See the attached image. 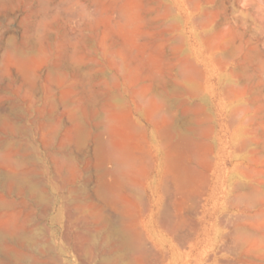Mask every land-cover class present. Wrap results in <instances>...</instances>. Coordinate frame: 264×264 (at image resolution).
Listing matches in <instances>:
<instances>
[{
    "label": "rangeland",
    "instance_id": "rangeland-1",
    "mask_svg": "<svg viewBox=\"0 0 264 264\" xmlns=\"http://www.w3.org/2000/svg\"><path fill=\"white\" fill-rule=\"evenodd\" d=\"M151 96L154 104L149 102ZM127 128H134L130 140ZM99 138L107 140L105 145ZM180 138H186L181 141L184 144ZM119 139L138 144L134 147L150 151V156L138 150L139 155L132 145L123 143L141 159L131 152L137 157L135 163L140 161L132 166L130 152L125 153L121 170L126 174L120 171L122 177L117 180L113 174L118 170L112 169L117 159L109 153L113 148L119 154L124 151ZM175 143L186 148L178 150ZM104 148L108 154L101 152ZM155 148L170 173L157 183L152 172ZM183 149L188 158L179 154ZM98 150L110 162L99 152L98 156ZM167 152L172 155L166 159ZM174 156L185 161L176 157L180 163ZM166 163L176 167L173 174ZM126 164L138 170L127 168L132 171L128 174ZM107 168L114 172H106L105 182H118L109 183L118 186L114 195L106 193L111 185L104 191L106 184H102L101 172ZM179 169L188 171L189 177ZM13 170L24 174L25 180L16 185L6 180ZM174 174L186 179L183 182ZM164 182L169 183L166 189ZM154 198L159 201L156 207ZM93 211L90 220L88 214ZM97 213H104L103 218ZM1 226L9 229V235L0 237V251L5 249L2 252L12 258V264H31L38 258L37 264H86L88 260L87 264H106L114 256L117 260L109 264L126 260H133L130 264H264V0H0ZM119 229H130L135 235L130 237H143L140 246L132 238L137 245H132L134 252L131 247L110 252L109 248L119 247ZM3 244L7 247L1 249ZM86 245L95 247L94 251ZM2 252L0 257L5 258Z\"/></svg>",
    "mask_w": 264,
    "mask_h": 264
},
{
    "label": "bare ground",
    "instance_id": "bare-ground-1",
    "mask_svg": "<svg viewBox=\"0 0 264 264\" xmlns=\"http://www.w3.org/2000/svg\"><path fill=\"white\" fill-rule=\"evenodd\" d=\"M203 24H205V23H203ZM255 27H258L257 24H256ZM260 27H261V25H260ZM260 27H259V28H260ZM262 27H263V26H262ZM257 32H258V31H257ZM260 32L262 33L263 31L260 30L259 33H260ZM261 33H260V34H261ZM207 34H208V33H207ZM232 53H234V52L232 51ZM230 54H231V52H230ZM231 56H232V54H231ZM191 64H193V63H191ZM194 65H195V63H194ZM191 67H193V66H191ZM196 68H197V67H196ZM185 69H186V67H185ZM191 70H192V69H191ZM194 70H195V69H194ZM197 70H199V69H197ZM180 71H182V69H181ZM188 71H189V70H188ZM182 72H183V71H182ZM185 74H186V73H185ZM189 74H190V73H189ZM191 74H192V73H191ZM194 75H196V74L194 73ZM189 79H190V78H189ZM193 79H194V78H193ZM176 80H177V79H176ZM178 80H179V79H178ZM193 81H194V80H193ZM177 82H179V81H177ZM180 82H182V81H180ZM191 82H192V81H191ZM177 84H178V83H177ZM179 84H180V83H179ZM181 84H182V83H181ZM115 85H116V84H115ZM158 85L160 86V84H158ZM181 86H182V85H181ZM187 86H188V85H187ZM187 86H186V87H187ZM190 86H191V85H190ZM117 87H118V86H117ZM198 87H199V86H198ZM198 87H197V88H198ZM110 88H111V87H109V89H110ZM189 89H190V88H189ZM195 89H196V88H195ZM124 90H125V89H124ZM157 90H158V89H157ZM175 90H176V89H175ZM125 91H126V90H125ZM178 91H179V90H178ZM228 91H230V90H228ZM181 92H182V91H181ZM183 92H184V91H183ZM189 92H190V91H189ZM178 93H179V92H178ZM180 94H181V93H180ZM133 95H134V94H133ZM135 95H136V94H135ZM164 95H166V94H164ZM177 95H178V94H177ZM110 96H111V95H110ZM137 96H138V95H137ZM144 96L146 97V95H144ZM152 96H153V95H152ZM152 96H151L149 102L151 101ZM154 96H155V94H154ZM154 96H153V97H154ZM108 97H109V96H108ZM112 97H113V96H112ZM114 97H115V96H114ZM145 97H144V98H145ZM156 97H157V95H156ZM138 98H139V96H138ZM141 98H142V97H140V99H141ZM160 98H161V97H159V99H160ZM108 100H109V99H108ZM161 100H163V99H161ZM161 100H160L159 102H161ZM177 101H178V100H177ZM151 102H152V101H151ZM154 102H156V101H154ZM165 102H166V101H165ZM124 103H125V101H124ZM152 103H153V102H152ZM157 103H158V101H157ZM189 103H190V102H189ZM115 104H116V103H115ZM121 104H122V103H121ZM153 104H154V103H153ZM168 104H169V103H168ZM138 105H139V104H138ZM159 105H160V104H159ZM162 105H165L164 102H163ZM166 105H167V104H166ZM155 106H156V105H155ZM180 106H181V105H180ZM145 107H148V106H145ZM120 108H121V107H120ZM136 108H138V106H137ZM154 108H155V107H154ZM156 108H157V107H156ZM163 108H164V107H163ZM167 108H169V107H167ZM128 109H130V107H127V111H128ZM138 109H139V108H138ZM157 109H158V108H157ZM157 109H155V110H157ZM164 109H165V108H164ZM192 109H193V108H192ZM105 110H106V109H105ZM113 110H115V109H113ZM113 110H112V111H113ZM118 110H119V109H118ZM120 110H121V109H120ZM120 110H119V111H120ZM153 110H154V109H153ZM166 110H167V109H166ZM109 111H110V110H109ZM127 111H126V112H127ZM170 111H171V110H170ZM170 111H169V112H170ZM165 112H166V111H165ZM167 112H168V111H167ZM176 112H177V111H176ZM160 113H161V112H160ZM170 113H171V112H170ZM170 113H168V114H170ZM173 113H174V112H173ZM105 114H106V111H105ZM158 114H159V113H158ZM165 114H167V113H165ZM234 114H235V113H234ZM176 115H177V114H176ZM176 115H175V117H176ZM159 116H162V114L159 115ZM163 116H164V115H163ZM167 116L170 117L171 115H167ZM167 116H166L165 118H167ZM172 116H174V114H173ZM233 116H234V115H233ZM86 117H87V116H86ZM103 117H104V115H103ZM111 117H112V116H111ZM234 117H235V116H234ZM104 118H105V117H104ZM106 118H107V117H106ZM157 118H158V116H157ZM170 118H171V117H170ZM109 119H110V118H109ZM171 119H172V118H171ZM173 119H174V118H173ZM178 119H179V118H178ZM102 120H106V119H102ZM158 120L160 121L161 119L158 118ZM234 120H235V119H234ZM80 121H81V120H80ZM80 121H79V119H78V122H77V123H79ZM109 121H110V120H109ZM129 121H130V120H129ZM154 121H155V120H154ZM245 121H246V120H245ZM96 122H97V121H96ZM96 122H95V123H96ZM118 122H119V121H118ZM131 122H132V119H131ZM131 122H130V123H131ZM172 122L174 123L173 120H172ZM184 122H185V121H184ZM206 122H207V121H206ZM81 123H82V122H81ZM127 123H128V122H127ZM133 123H134V125L136 126V123H135L134 121H133ZM157 123H159V122H157ZM157 123H155V125H156ZM196 123H197V122H196ZM96 124H97V123H96ZM107 124H109V123H107ZM111 124H112V121H111ZM113 124H115V123H113ZM131 124H132V123H131ZM200 124H201V123H200ZM77 125H78V124H77ZM109 125H110V124H109ZM128 125L131 126V127L134 126L133 124H132V125L128 124ZM128 125H127V126H128ZM157 125H158V124H157ZM123 126H124V125H123ZM127 126H125V127H127ZM135 126H134V127H135ZM171 126H172V125H171ZM86 127H87V126H86ZM108 127H109V126H108ZM112 127H113V126H112ZM169 127H170V126H169ZM169 127H168V128H169ZM113 128H114V127H113ZM115 128H116V127H115ZM168 128H167V129H168ZM172 128H173V127H172ZM202 128H203V127H202ZM104 129L106 130L105 126H104ZM110 129L113 130L112 128H110ZM117 129H118V128H117ZM132 129H133L132 131H134V128H132ZM137 129H139V128H137ZM179 129H180V128H179ZM84 130H85V129H84ZM105 130H103V131H105ZM169 130L172 131L173 129H171V127H170ZM169 130H166V129H165L164 132L167 131L166 133L169 134V132H170ZM79 131H81V130H79ZM85 131H86V130H85ZM127 131H130L129 135H127V136L129 137V140H130V139H131V138H130V135L133 136V135H132V131H131L130 129H128V128H127ZM77 132H78V131H77ZM110 132H111V131H110ZM110 132H108V134H109ZM112 132H113V131H112ZM125 132H126V131H125ZM160 132H161V131H160ZM164 132L162 131V133H164ZM81 133H82V132H81ZM103 133H105V132H103ZM103 133H101V135H100L101 137H102V134H103ZM172 133H173L174 136H176L175 133H174V130L172 131ZM172 133H170V135H171ZM182 133H183V132H182ZM182 133H181V136L183 135L182 137L184 138V134H182ZM77 134H78V133H77ZM110 134H111V133H110ZM135 134H136V133H135ZM135 134H134V135H135ZM188 134H189V133H188ZM112 135H114V134H112ZM112 135H110V136H112ZM163 135H167V134L164 133ZM75 136H76V135H75ZM80 136H81V135H80ZM80 136L78 135V137H80ZM98 136H99V135H98ZM108 136H109V135H108ZM119 136H121V135H119ZM119 136H118V137H119ZM174 136H172V137H174ZM181 136H180V137H181ZM201 136H202V134H201ZM78 137H77V138H78ZM82 137H84V136H82ZM82 137H80V139H82ZM114 137H115V136H114ZM122 137H123V136H121V138H122ZM124 137H125V140L127 139L126 141L131 142V141L128 140V138L126 137V135H124ZM124 137H123V138H124ZM169 137H170V136H167V138H169ZM172 137H171V138H172ZM185 137H186V136H185ZM88 138H89V137H88ZM88 138H87V139H88ZM104 138H105V137L103 136L102 139H104ZM183 138H180V139H181V140H180V143L184 142L185 139H186L187 137H186L184 140H183ZM83 139H85V138H83ZM83 139H82V141H83ZM99 139L101 140V138H99ZM99 139H98V140H99ZM109 139H112V138H109ZM132 139H134V137H132ZM250 139H251V138H250ZM253 139H254V138H253ZM70 140H71V139H70ZM121 140H122V139H119L118 141H121ZM167 140H168V139H167ZM195 140H196V139H195ZM82 141H81V142H82ZM101 141H102V140H101ZM101 141H99V142H101ZM109 141H110L111 143H114V142H112V141H114V140H109ZM109 141H108V143H110ZM123 141H124V140H122L120 143L123 144V143H124ZM132 141H133V140H132ZM171 141H172V140H171ZM181 141H182V142H181ZM245 141H247V140H245ZM76 142H77V141H76ZM106 142H107V140H106ZM106 142H105V143H106ZM116 142H117V141H116ZM128 142H126V144H128V145H132V144H131L132 142H131L130 144H129ZM178 142H179V141H178V139H177V142H176V143H178ZM200 142H201V141H200ZM102 143H104V142L102 141ZM105 143H104V145H105ZM117 143H118V142H117ZM134 143H135V142H134ZM164 143H165V142H164ZM164 143H163V144H164ZM176 143L174 144L175 146H176ZM99 144H100V143H99ZM124 144H125V143H124ZM124 144H123V145H124ZM126 144H125V145H126ZM135 144H136V143H135ZM135 144H133L132 146L134 147ZM167 144H168V143H167ZM178 144H179V143H178ZM182 144H184V143H182ZM182 144H181V145H182ZM81 145H82V144H81ZM118 145H120V144L118 143L117 146H118ZM125 145H124V147H125ZM136 145H138V144H136ZM165 145H166V144H165ZM186 145H189V144H186ZM202 145H203V144H202ZM202 145H201V146H202ZM241 145H242V144H241ZM246 145H248V144H246ZM96 146H97V145H96ZM96 146H95V147H96ZM98 146H99V147H102L101 144L98 145ZM98 146H97V147H98ZM112 146H113V145H112ZM115 146H116V143H115ZM120 146H121V145H120ZM126 146H127V145H126ZM132 146H131V147H132ZM145 146H146V145H145ZM175 146H173V147L175 148ZM190 146H193V145H190ZM207 146H208V145H207ZM242 146H243V145H242ZM97 147H96V148H97ZM124 147H122V149H123ZM128 147H129V146H128ZM133 147L130 149V151L127 150L128 148L125 147V149H126L128 152H127L125 149H123L125 152L123 151L121 154H119L118 150L116 151L113 147H112V148H113V151H114V152L111 150V149H112L111 147H108V150H111V153H109L110 156L114 155V158L117 159V161L114 162V164L117 163L116 166H115L116 169L113 168V167H112V169H114V171L118 170L119 172L117 171V173L120 174V175L117 176V173L115 174V172L112 170V171L114 172V174H113V178L115 177V179L118 180V177H119V176L122 177V174L120 173V171H122L123 174H126V173H124V171H123V170H124L123 167L125 166V165H123V164L126 162V158H127V156L125 155V153L128 154V153L130 152V156H131V152H133V153H132L133 155H134V153H135V155H136V152L133 151L134 149L137 150V153H139L138 150L140 151V147H138L139 149L136 148V147H134V149H133ZM176 147H177V146H176ZM64 148H65V147H64ZM110 148H111V149H110ZM119 148H120V147H119ZM174 148H173V149H174ZM177 148H178V150H179V149L186 148V147H184V145H183L181 148H179V147H177ZM195 148H196V146H195ZM195 148H194V150H195ZM163 149H164V148H163ZM171 149H172V146H171ZM190 149H191V147H190ZM190 149H189V151L191 152ZM192 149H193V148H192ZM245 149H246V148H245ZM245 149H244V150H245ZM101 150H102L101 152L104 153V152L106 151V148L101 149ZM103 150H104V151H103ZM120 150H121V149H120ZM131 150H132V151H131ZM242 150H243V149H242ZM253 150H254V149H253ZM115 151L118 152V155H116V156H115V154H114V153H116ZM184 151H185V149H183V151L180 150V153H179V154L183 153V154L185 155V157H187V155L185 154L186 151H185V152H184ZM197 151H198V150H197ZM197 151H196V152H197ZM255 151H258V149H256ZM68 152H69V151H68ZM96 152H97V155H98L99 153H100L99 155L102 154L101 157H103L105 154H108V151H106L105 154L101 153L99 150L96 151ZM98 152H99V153H98ZM140 152H141V153H142V152H143V153H144V152L147 153V151H146L145 149L142 150V151H140ZM159 152H160V151H159L157 148H155V150L152 152V172H155V182H156V183L159 182V181H162V180H164V179H168V177H169L168 175L170 174V173L167 174V170H165L166 168H164V166H163L162 158H161V155H160ZM169 152H170V151H169ZM175 152H176V149H175ZM175 152H173V153H175ZM177 152H178V151H177ZM190 152H189V153H190ZM145 153H144L143 155H145V157H147ZM148 153H149L148 156H150V151H149ZM148 153H147V154H148ZM191 153H193V151H192ZM202 153H204V152H202ZM165 154L168 155V156L166 155V157H165L166 159H167V157H169L170 155H172L171 153L168 154V152L165 153ZM196 154H197V153H195V156H196ZM198 154H200V153H198ZM77 155H78V154H77ZM94 155L96 156V154H94ZM99 155H98V156H99ZM139 155H140V153H139ZM139 155H138V154L136 155V156L139 157L138 160L141 159V158H140L141 156H139ZM200 155H201V154H200ZM203 155H206V156H207V153H206V154L204 153ZM203 155H202V156H203ZM50 156H51V155H50ZM95 156H94V157H95ZM106 156H107V155H105L103 158H106V160H108L109 158L106 157ZM130 156H129V158H130ZM181 156H183V155L181 154ZM193 156H194V154H193ZM197 156H199V155H197ZM197 156H196V157H197ZM56 157H57V156H56ZM60 157H61V155L59 156L58 160H60ZM131 157H132V158H131L132 161H131V160H130V161H131L132 163H131V162H127V163H129V164L131 163V164H133L132 166L136 165V167H137V166L139 165L138 162H140V161H138V160L136 161V163L138 164V165H137V164L135 163V161H134L135 159H137V157H135V158H133V156H131ZM143 157H144V156H143ZM176 157H178V158L180 159L179 156H176ZM176 157L174 156L173 158H176ZM203 157H204V156H203ZM53 158H54V157H53ZM61 158H62V157H61ZM66 158L68 159L69 156L67 155ZM70 158H71V157H70ZM70 158H69V159H70ZM107 158H108V159H107ZM114 158H113V159H114ZM147 158H148V157H147ZM178 158H176V159L178 160ZM187 158H188V157H187ZM200 158H201V157H200ZM205 158H206V157H205ZM63 159H64V158H63ZM133 159H134V160H133ZM149 159H150V157H149ZM183 159H185V158L182 157V159H180V160L185 161V160H183ZM56 160H57V159H56ZM56 160H55V161H56ZM61 160H62V159H61ZM61 160H60V161H61ZM99 160H100V159H99ZM110 160H111V159H110ZM110 160H108V161L110 162ZM168 160L170 161L169 158H168ZM173 160H174V159H172V162H173ZM197 160H198V158H197ZM205 160H206V159H205ZM205 160H204V161H205ZM10 161H11V160H10ZM74 161H75V160H74ZM74 161H73V162H74ZM108 161H106V162H108ZM133 161H134L135 164L133 163ZM150 161H151V160H150ZM178 161H179V160H178ZM182 161H179V162L181 163ZM202 161H203V160H202ZM12 162H14V161H11L10 163H12ZM109 162H108V163H109ZM111 162H112V161H111ZM167 162H168V161H167ZM186 162H187V161H186ZM208 162H209V160H208ZM62 163H63V161H62ZM101 163H102V162H101ZM103 163H104V161H103ZM175 163H177V161H176ZM183 163L185 164V162H183ZM187 163H189V162H187ZM8 164H9V163H8ZM112 164H113V163H112ZM114 164H113V166H114ZM166 164L169 165V167H168V170H169V168L172 167V165H170V163H166ZM204 164H206V163L204 162ZM204 164H203V165H204ZM209 164H210V163H209ZM9 165H11V164H9ZM12 165H13V164H12ZM55 165H56V164H55ZM69 165H70V163L68 164V166H69ZM102 165H105V164H102ZM122 165H123V166H122ZM126 165H127V167L125 168V170H127L128 174H129V172L131 173V172L136 168V167H135L134 169H132V168L130 169V168L128 167V164H126ZM168 165H167V166H168ZM191 165H192V164H191ZM200 165H201V164H200ZM203 165H202V166H203ZM72 166H74V165H72ZM105 166H106V165H105ZM105 166H104V167H105ZM120 166H122V167H121V168H118V167H120ZM129 166H130V165H129ZM132 166H131V167H132ZM167 166H166V167H167ZM173 166H174V165H173ZM12 167H13V166H12ZM56 167H57V165H56ZM56 167H55V168H56ZM77 167H78V166L76 165L75 168H77ZM99 167H101V165H100ZM102 167H103V166H102ZM143 167H144V166H143ZM179 167H180V166H179ZM181 167H182V165H181ZM181 167H180V168H181ZM206 167H207V166H206ZM206 167H205V168H206ZM109 168H110V167H109ZM127 168L130 169V170H132V171H129ZM174 168L176 169V167H172V170H171V168H170V170H171V174H173L172 171H174ZM182 168H184V167H182ZM194 168H195V167H192V169H194ZM196 168H197V167H196ZM196 168H195V169H196ZM15 169H16V167H15ZM18 169H19V168H18ZM30 169H31V168H30ZM71 169H72V168H71ZM119 169H120V170H119ZM121 169H123V170H121ZM136 169H137V168H136ZM136 169H135L134 171H136ZM185 169H186V167H185ZM206 169H207V168H206ZM8 170H9V169H8ZM75 170H76V169H75ZM78 170H80V169L77 168V172H78ZM110 170H111V169H110ZM110 170H108V168H107V170H106L105 172H104V171L101 172V174L104 173V174H103L104 177H102L101 179L107 178V177L105 176L106 172H107V174H110V173H111V175H112L113 172L110 171ZM137 170H138V169H137ZM170 170H169L168 172H170ZM179 170H180V169H179ZM187 170H188V169H187ZM197 170H199V169H197ZM28 171H29V170H28ZM73 171H74V170H73ZM108 171H109L110 173H108ZM191 171H192V170H191ZM199 171H200V170H199ZM199 171H198V172H199ZM8 172H9V171H7V173H8ZM179 172H183V171L180 170ZM193 172H194V171H193ZM198 172H197V173H194V174H198ZM203 172H204V171H203ZM74 173H76V172H74ZM78 173H79V172H78ZM174 173H176V171H175ZM199 173H200V172H199ZM201 173H202V171H201ZM206 173H207V172H206ZM76 174H77V173H76ZM107 174H106V175H107ZM131 174H132V173H131ZM131 174H130V176H132ZM137 174H138V173H137ZM183 174H185V177H186L187 174H189V173H188V171H187V174H186V172H183ZM203 174L205 175V173H203ZM59 175H60V174H59ZM74 175H75V174H74ZM139 175H140V174H139ZM178 175H179V174H178ZM178 175H177V177L175 176V174H174L173 176H172V175H171V176H172V177H176L177 179H178V177H182V178H183V182H184V180H185L186 178L189 177V176H187V177L184 179L183 176H181V175L178 176ZM200 175H201V174H200ZM257 175H258V174H257ZM27 176H28V175H27ZM65 176H66V175H65ZM107 176H108V175H107ZM116 176H117V177H116ZM128 176H129V175H128ZM196 176H197V175H196ZM202 176H203V175H202ZM207 176H208V175H207ZM5 177L7 178L6 180L10 181V183H13V184H15V185L18 184L19 182H21L22 180H23V181L25 180V176H24V174H23V176H22V173H19L18 171H15V170H13L12 172H9V173L7 174V176H5ZM121 177H120V179H121ZM123 177L125 178L126 176H123ZM197 177H200V176H197ZM193 178H194V177H193ZM26 179H27V178H26ZM120 179H119V180H120ZM129 179H130V178H129ZM190 179H191V178H190ZM195 179H197V178H195ZM202 179H203V178H202ZM206 179H208V178H206ZM27 180H28V179H27ZM113 180H114V179H113ZM121 180H122V179H121ZM124 180H125V183L127 184V182H126V178L123 179V182H124ZM130 180H132V178H131ZM171 180H172V179H171ZM179 180H180V179H179ZM192 180L194 181V179H192ZM23 181H22V182H23ZM98 181H99V180H98ZM106 181H107V179H106ZM114 181H115V180H114ZM166 181H167V180H166ZM168 181H170V180H168ZM187 181H188V179H187L185 182H187ZM195 181H197V180H195ZM199 181H201V180H199ZM205 181H206V180H205ZM27 182H28V181H27ZM64 182H65V181H64ZM103 182H105V179L102 181V184H103ZM175 182H176V181H175ZM181 182H182V181H181ZM107 183H108V184H107ZM109 183H112V184L115 183L114 185H116L118 182H116V181H115L114 183H113V182H105L104 184H106V186H105L106 189H105V187H104V191H106L107 188L110 187L111 184L109 185ZM125 183H123V186H124V187L126 186V188H127L129 185L127 186V185H125ZM130 183H133V182L130 181ZM164 183H165V182H164ZM171 183H172V182H171ZM171 183H170V184H171ZM202 183H203V181H202ZM13 184H12V185H13ZM21 184H22V183H21ZM21 184H20V185H21ZM27 184H28V183H27ZM64 184H65V186H66V183H64ZM104 184H103V185H104ZM119 184H120V186L122 187V184H121V183H119ZM165 184H166V185H165ZM165 184H164V185H165L166 187H165V186H164V187H165V189H166V188H167V185H169V183L166 182ZM114 185H113V186H114ZM137 185H138V184H137ZM180 185L183 186L182 183H181ZM184 185H185V184H184ZM188 185H189V184H188ZM251 185H253V184H251ZM10 186H11V185H10ZM18 186H19V185H18ZM18 186H17V187H18ZM24 186H25V185H24ZM36 186H37V185H36ZM111 186H112V185H111ZM113 186L111 187L112 190L109 188V190L106 191V193L108 192V194H109V193H111L114 189L117 191V187H118V186H117V187L114 186V188H113ZM120 186H119V188H120ZM138 186H139V185H138ZM244 186H245V185H244ZM255 186H256V184H255ZM2 187H3V186H2ZM124 187H123V188H124ZM168 187H169V186H168ZM171 187H172V186H170V188H171ZM187 187H188V186H187ZM198 187H199V186H198ZM256 187H257V186H256ZM21 188H22V187H21ZM36 188H37V187H36ZM76 188H78V187H76ZM84 188H85V187H84ZM86 188H87V187H86ZM95 188H97V186H96ZM102 188H103V186H102ZM102 188H101V189H102ZM119 188H118V189H119ZM128 188H129V187H128ZM130 188H131V187H130ZM170 188H169V189H170ZM183 188H184V186H183ZM188 188H189V187H188ZM7 189H8V188H7ZM7 189H6V190H7ZM19 189H20V188H19ZM34 189H35V188H34ZM82 189H83V188H82ZM98 189H99V191H101L100 188H98ZM120 189H121V188H120ZM124 189H125V188H124ZM179 189H180V188H179ZM189 189H190V188H189ZM202 189H203V188H202ZM236 189H237V188H236ZM253 189H254V188H253ZM255 189H256V192H258V189H257V188H255ZM259 189H260V188H259ZM22 190H23V189H22ZM22 190H20V192H21ZM35 190H36V189H35ZM45 190H46V189H45ZM78 190H79V189H78ZM83 190H84V189H83ZM86 190H87V189H86ZM127 190H128V189H127ZM134 190H135V188H134ZM136 190H137V189H136ZM181 190H182V189H181ZM195 190H196V189H195ZM28 191H29V190H28ZM40 191H41V190H40ZM72 191H73V189H72ZM72 191L70 190V192H72ZM97 191H98V190H97ZM97 191H96V192H97ZM110 191H111V192H110ZM142 191H143V190H142ZM167 191H168V189H167ZM171 191H173V190H171ZM33 192H34V191H33ZM101 192H103V189H102ZM101 192H100V193H101ZM114 192H115V191H113L112 194H113ZM135 192H136V191H135ZM169 192H170V191H169ZM181 192H182V191H181ZM249 192H251V191H249ZM129 193H130V192H129ZM136 193H137V192H136ZM187 193H188V192H187ZM187 193H186V195H187ZM253 193H254V192H253ZM42 194H43V193H42ZM102 194H103V193H102ZM112 194H111V195H112ZM116 194H117V192H116ZM119 194L121 195L120 192H119ZM130 194H132V193H130ZM169 194H170V195H171V194L173 195V193H169ZM169 194H168V195H169ZM183 194H184V193H183ZM189 194H190V193H189ZM192 194H193V193H192ZM238 194H240V192H239ZM258 194H259V193H258ZM77 195H78V194H77ZM103 195L106 196V197H109V196H110V195L108 196L107 194H103ZM103 195H102V196H103ZM113 195H114V194H113ZM117 195H118V194H117ZM132 195H134V194H132ZM190 195H191V194H190ZM190 195H189V196H190ZM196 195H197V194H196ZM31 196H32V195H31ZM86 196H87V195H86ZM98 196H99V195H98ZM134 196H135V195H134ZM134 196H133V197H134ZM144 196H146V195H144ZM173 196H174V195H173ZM177 196H178V195H177ZM192 196H193V195H192ZM197 196H198V195H197ZM248 196H249V195H248ZM82 197H83V196H82ZM112 197H113V196H112ZM154 197H155V196H154ZM185 197H186V196H185ZM198 197H199V196H198ZM250 197L252 198L251 195H250ZM250 197H249V198H250ZM43 198H44V197H43ZM117 198H118V197H117ZM141 198H142V196H141ZM141 198H140V200H142ZM144 198H145V197H144ZM144 198H143V199H144ZM168 198H169V196H168ZM173 198H174V197H173ZM173 198H172V200H173ZM176 198H177V197H176ZM179 198H180V196H179ZM249 198H248V199H249ZM111 199H112V198H111ZM115 199H116V198H115ZM119 199L122 200L121 198H119ZM2 200H3V199H2ZM4 200H5V199H4ZM108 200H109V199H108ZM254 200H255V199H254ZM41 201H42V200H41ZM86 201H87V200H86ZM92 201H93V199H92L91 201H90V199H89L88 202H90V203L92 204ZM104 201H105V200H104ZM109 201H110V200H109ZM111 201L113 202V200H111ZM142 201H143V200H142ZM167 201H168V199H167ZM192 201H193V200H192ZM196 201H197V200H196ZM242 201H243V200H242ZM75 202H76V201L74 200L72 204H75ZM78 202H79V201H78ZM146 202H147V201H144V203H146ZM152 202H153V206H154V207H156V206L159 205V201H158V199H155V198H154V199L152 200ZM188 202H190V201H188ZM253 202H254V201H253ZM13 203H14V202L12 201V204H13ZM41 203H43V202H41ZM79 203H80V202H79ZM79 203H78V204H79ZM81 203H82V202H81ZM114 203H116V201H115ZM185 203H187V202H185ZM20 204H21V203H20ZM66 204H67V203H66ZM66 204H64V205H66ZM70 204H71V202H70ZM70 204H69V205H70ZM93 204H94V201H93ZM142 204H143V202H142ZM183 204H184V203H183ZM247 204H248V203H247ZM254 204H255V203H254ZM37 205H38V204H37ZM62 205H63V204H62ZM75 205L77 206V202H76ZM75 205H73V206L76 207ZM81 205H83V203H82ZM95 205H96V203H95ZM99 205H100V204H99ZM107 205H108V202H107ZM111 205H112V204H111ZM166 205H167V204H166ZM186 205H187V204H185V207H186ZM45 206H46V205H45ZM71 206H72V205H71ZM78 206H79L80 210H81V209H82V210H85V209H84V206H80V205H78ZM124 206H127V205H124ZM145 206H146V205H145ZM168 206H169V205H168ZM1 207H3L2 204H1ZM109 207H110V206H109ZM143 207H144V205H143ZM147 207H148V206H147ZM244 207H245V206H244ZM250 207H251V206H250ZM44 208H45V207H44ZM62 208H63V207H62ZM115 208H116V207H115ZM117 208H118V207H117ZM117 208H116V210H117ZM131 208H133V207H131ZM166 208H169V207H166ZM178 208H179V207H178ZM193 208H194V207H193ZM67 209H68V208H67ZM75 209H76V208H75ZM75 209H74V210H75ZM109 209H110V208H109ZM111 209H112V208H111ZM111 209H110V210H111ZM113 209H114V208H113ZM118 209H119V208H118ZM123 209H125V207H124ZM145 209L147 210L146 207H145ZM169 209H171V208H169ZM194 209H195V208H194ZM61 210H62V209H61ZM68 210H69V209H68ZM72 210H73V209H72ZM78 210H79V209H78ZM130 210H131V209H130ZM176 210H177V209H176ZM176 210H175V211H176ZM179 210H180V209H179ZM192 210H193V209H192ZM114 211H115V210H114ZM132 211H133V210H132ZM69 212H72V211H69ZM73 212H74V211H73ZM76 212H77V210L74 212V216H75V213H76ZM80 212H81V211H80ZM96 212H97V211H95V213H96ZM108 212H109V211H108ZM145 212H146V211H145ZM162 212H164V211H162ZM170 212H171V211H170ZM178 212H179V211H178ZM92 213H94V211L91 212L90 214H88V215H89L88 219L90 218V220H91V216H90V215H92ZM109 213H110V212H109ZM114 213H115V212H114ZM167 213H168V211H167ZM167 213H166V214H167ZM181 213H182V212H181ZM181 213L179 212V214H181ZM191 213H192V211H191ZM76 214H77V213H76ZM97 214H100V215H98V216H101L102 213H97ZM97 214H95V215H97ZM112 214H113V212H112ZM121 214H122V213H121ZM121 214H120V215H121ZM164 214H165V213H164ZM168 214H169V213H168ZM168 214H167V215H168ZM179 214H178V215H179ZM88 215H87V216H88ZM70 216H73V213H72V215H70ZM70 216H69V217H70ZM74 216H73V217H74ZM103 216H104V213H103ZM103 216H101V217L103 218ZM116 216H117V215H116ZM163 216H164V215H163ZM165 216H166V215H165ZM165 216H164V217H165ZM181 216H182V214H181ZM57 217H59V216H57ZM114 217H115V216H114ZM169 217H171V216H169ZM178 217H179V216H178ZM245 217H246V216H245ZM15 218H17V217H15ZM74 218H75V217H74ZM93 218H94V217H93ZM93 218H92V219H93ZM175 218H176V216H175ZM175 218H174V220H175ZM180 218H183V216L180 217ZM180 218H179V221H178V222L181 223L182 221H180ZM188 218H189V217H188ZM249 218L251 219V217H249ZM249 218H248V219H249ZM58 219H60V217H59ZM94 220L96 221V218H95ZM94 220H93V221H94ZM100 220H101V218H100ZM100 220H97V222L100 221ZM119 220H120V219H119ZM124 220H125V219H124ZM162 220H163V219H162ZM170 220H171V219H170ZM181 220H182V219H181ZM9 221H10V220H9ZM9 221H8V222H9ZM15 221H18V220H15ZM82 221H83V220H82ZM167 221H168V220H167ZM191 221H192V220H191ZM114 222H115V221H114ZM117 222H118V221H117ZM138 222H139V221H138ZM138 222H137V223H138ZM168 222H169V221H168ZM193 222H194V221H193ZM195 222H196V221H195ZM195 222H194V223H195ZM9 223H11V222H9ZM14 223H15V222H14ZM17 223H18V222H16V224H17ZM81 223H82V222H81ZM125 223H126V222H125ZM127 223H128V221H127ZM165 223H166V222H165ZM165 223H164V225H165ZM184 223H185V222H184ZM184 223H183V224H184ZM67 224H68V223H67ZM67 224H66V226H67ZM86 224H87V223H86ZM106 224H107V223L105 222V225H106ZM181 224H182V223H181ZM184 225H185V224H184ZM184 225H183V226H184ZM3 226H4V225H3ZM6 226H7V225H6ZM8 226H9V225H8ZM8 226H7V227H8ZM10 226H11V225H10ZM10 226H9L8 228L11 229ZM74 226H75V224H74ZM103 226H104V225H103ZM107 226H108V225H107ZM123 226H124V225H123ZM162 226H163V225H162ZM181 226H182V225H181ZM188 226H189V225H188ZM1 227H2V226H1ZM118 227H119V226H118ZM2 228H3V227H2ZM2 228H1V229H2ZM4 228H5V227H4ZM4 228H3V229H4ZM89 228H91V227H89ZM116 228H117V226H116ZM123 228H124V227H123ZM167 228H168V227H167ZM175 228H176V226H175ZM175 228H174V229H175ZM178 228H179V227H178ZM181 228H182V227H181ZM183 228H184V227H183ZM193 228H194V227H193ZM252 228H253V227H252ZM1 229H0V237H1V239H2V238L5 237V235H7V234L9 233V231H8L9 229H7V228H6V230H5V229H4V230H3V229L1 230ZM13 229H14V228H13ZM21 229H23V228L21 227ZM36 229H37V228H36ZM87 229H88V228H87ZM117 229H118V228H117ZM124 229H127V227L125 226ZM124 229H122V230L119 229V230H121V231L118 232V233H120V235H121V237H120L121 239H120V242H119V247L116 245L118 248H115V247H114L113 250L111 249V248H113V247L109 248V249H110V252L117 251V249H119V250L126 249V250L129 251V250H131L132 247H134V246H132V245H136L137 243H138V246H140L139 244H140V241H141L142 239H141L140 241H139V239H140V238H143V237H141V235H140L139 239H138V236H136L137 239H136L135 237H133V236L130 237L132 234L134 235V233L130 232V229H129L128 232H127V230H124ZM15 230H16V229H15ZM19 230H20V228H18L17 231H19ZM24 230H25V229H24ZM95 230H96V227H95ZM97 230H99V229H97ZM97 230H96V231H97ZM119 230H115V231H119ZM181 230H182V229H181ZM181 230H180L179 233H181ZM238 230H239V229H237V231H238ZM20 231H21V230H20ZM136 231H137V229H136ZM173 231H174V230H172V234L175 232V231H174V232H173ZM188 231H189V230H188ZM197 231H198V230H197ZM241 231H242V230H241ZM13 232H14V231H13ZM24 232H25V231H24ZM37 232H38V231H37ZM77 232H78V231H77ZM129 232H130V233H129ZM137 232H138V231H137ZM139 232H141V231H139ZM234 232H236V230H235ZM10 233H11V232H10ZM15 233H16V232H15ZM18 233H19V232H18ZM30 233H31V232H30ZM93 233H94V232H93ZM93 233H92V234H93ZM131 233H132V234H131ZM143 233H144V232H143ZM240 233L243 234V232H240ZM12 234H14V233H11L10 235H12ZM19 234H21V233H19ZM81 234H82V232H81ZM81 234H80V235H81ZM86 234H87V233H86ZM135 234H136V233H135ZM138 234H139V233H138ZM138 234H137V235H138ZM245 234H246V233H245ZM251 234H252V233H251ZM8 235H9V234H8ZM21 235H22V234H21ZM89 235H90V234H89ZM116 235H117V237H119L118 234H117V232H116ZM194 235H195V234H194ZM194 235H192V236H194ZM233 235H234V234H233ZM235 235H237V234L235 233ZM235 235H234V236H235ZM15 236H16V235H15ZM28 236H29V234H28ZM28 236H25V237H28ZM45 236H46V235H44L43 237H45ZM81 236H82V235H81ZM134 236H135V235H134ZM224 236H225V235H224ZM226 236H228V235H226ZM242 236H243V235H242ZM245 236H246V235H245ZM250 236H251V235H250ZM254 236H255V234H254ZM11 237L13 238V235H12ZM29 237H30V236H29ZM29 237H28V239H29ZM35 237H36V236H35ZM66 237H67V236H66ZM84 237H87V236H84ZM105 237H106V236H105ZM107 237H109V236H107ZM107 237H106V238H107ZM177 237H178V236H177ZM179 237H181V236L179 235ZM246 237H247V236H246ZM39 238H40V237H39ZM80 238H81V237H80ZM132 238L136 239V240H135L136 242L134 241V243H136V244L132 243L133 241L131 242V240H134V239H132ZM1 239H0V240H1ZM7 239H8V238H7ZM24 239H25V238H24ZM24 239H23V240H24ZM28 239H27V240H28ZM66 239H67V238H66ZM179 239H180V238H179ZM181 239H182V238H181ZM11 240H12V239H11ZM46 240H47V239H46ZM137 240H138V241H137ZM231 240H232V239H231ZM2 241H3V240H2ZM16 241H17V240H16ZM20 241H21V240H20ZM90 241H91V239H90ZM183 241H184V240H183ZM24 242H25V241H24ZM117 242H118V241H117ZM238 242H240V241H238ZM86 243H87V242H86ZM198 243H199V239H197V241H196V245H197ZM229 243H230V242H229ZM21 244H23V243H21ZM27 244H28V243H27ZM33 244H34V243H33ZM53 244H54V243H53ZM61 244H62V243H61ZM95 244H96V243H95ZM241 244H243V243H241ZM5 245H7V244H5ZM79 245H80V244H79ZM89 245H90V244H89ZM91 245H92V244H91ZM91 245H90V246H91ZM96 245H97V244H96ZM114 245H115V243H114ZM150 245H151V244H150ZM180 245H181V246L183 245L182 242H181ZM184 245H185V244H184ZM221 245H222V244H221ZM237 245H239V244H237ZM1 246H2V245H1ZM74 246H76V245H74ZM90 246L86 245V248H87V247L91 248ZM102 246H103V245H102ZM106 246H107V245H106ZM241 246H242V245H241ZM4 247L6 248L7 246H4V244H3V246H2L1 249H4ZM23 247H24V245H23ZM63 247H64V246H63ZM76 247L79 248V246H76ZM130 247H131V248H130ZM136 247H137V245H136ZM136 247H135V249H136ZM142 247H143V246H142ZM183 247H184V246H183ZM183 247H182V248H183ZM223 247H224V246H223ZM242 247H243V246H242ZM8 248H9V247H8ZM10 248H11V247H10ZM34 248H35V247H34ZM38 248H39V247H38ZM78 248H77V249H78ZM82 248H83V247H82ZM89 248H88V250H90V251L92 252V251H94V248H95V247L93 248V246H92L93 250H92V248H91V249H89ZM107 248H108V246H107ZM129 248H130V249H129ZM219 248H220V246H219ZM225 248H226V247H225ZM225 248H223V250H224ZM238 248L240 249V247H238ZM11 249H12V248H11ZM16 249H17V248H16ZM26 249H28V248H26ZM35 249H36V248H35ZM39 249H40V248H39ZM55 249H56V248H55ZM100 249H101V248H100ZM105 249H106V248H105ZM135 249L132 248L131 251L134 252ZM142 249H143V248H142ZM228 249H229V248H228ZM235 249H236V248H234L233 250H235ZM4 250H5V249H4ZM4 250H1L0 252H2V251L4 252ZM9 250H10V249H8L7 252H8ZM14 250H15V249H14ZM14 250H13V251H14ZM30 250H31V249H30ZM41 250L43 251V249H41ZM119 250H118V252H120ZM166 250H167V249H166ZM10 251H11V250H10ZM16 251H19L18 249L15 250V253H16V254L19 253V252H16ZM39 251H40V250H39ZM106 251H109V250L106 249ZM106 251H103V252H101V253L105 255V254H107ZM152 251H153V250H152ZM226 251H227V250H226ZM228 251H229V250H228ZM235 251H236V250H235ZM237 251H238V250H237ZM3 252H2V253H3ZM110 252H108V253H110ZM118 252H116V253H118ZM149 252H150V251H149ZM229 252H230V251H229ZM20 253H21V252H20ZM145 253H146V252H145ZM150 253H151V252H150ZM174 253H175V252H173V254H174ZM238 253H239V252H238ZM250 253H251V252H250ZM0 254H1V253H0ZM3 254H4V253H3ZM3 254H2V255H3ZM22 254H23V253H22ZM22 254H19V255L22 256ZM44 254H45V253H44ZM86 254H87V253H86ZM123 254L125 255V253H123ZM136 254H137V252L135 253V255H136ZM151 254H153V253H151ZM151 254H149V255L151 256ZM166 254L168 255L167 252H166ZM4 255H5V254H4ZM6 255H7V254H6ZM6 255H5V258H1V257H0V264H12V262L10 261L12 258L9 257V255L6 257ZM19 255H17V257H18ZM28 255H29V254H28ZM115 255H116V254H115ZM117 255H118V257L123 256V255H121V254L119 255V253H118ZM135 255H134V256H135ZM153 255H154V254H153ZM153 255H152V256H153ZM181 255H182V254H181ZM181 255H180V256H181ZM23 256H24V255H23ZM32 256H34V255H32ZM110 256H111V255H110ZM136 256H137V258H138V255H136ZM147 256H148V255H147ZM150 256H149V257H150ZM155 256H156V254H155ZM155 256H154V257H155ZM211 256H214V255H211ZM19 257H20V256H19ZM29 257H30V255H29ZM29 257H27V258H29ZM52 257H54V256H52ZM52 257H51V258H52ZM80 257H81V256H80ZM86 257H88V256H86ZM95 257H96V255H95ZM100 257H101V256H100ZM111 257H113V254H112ZM114 257H115V258H113V260H115V259L117 258L116 256H114ZM173 257H174V256H173ZM176 257H177V256H176ZM24 258H26V257L24 256ZM35 258H37V257H34V259H35ZM58 258H59V257H58ZM58 258H57V259H58ZM107 258H108V256L106 257V259H107ZM123 258H124V257H123ZM134 258H135V257H134ZM19 259H20V258H19ZM19 259H18V260H19ZM31 259L34 260L33 257L30 258V260H31ZM39 259H40V258H38L37 260H39ZM55 259H56V258H55ZM85 259H86V258H85ZM85 259H84V262H83V263H85V261H86ZM95 259H96V258H95ZM108 259H111V258H108ZM124 259H125V258H124ZM132 259H133V257H132ZM144 259H145V258H144ZM14 260H15V259H14ZM37 260L32 261L31 264H37ZM48 260H49V259H48ZM48 260L45 261V262L47 263ZM61 260H62V259H61ZM113 260L111 259L110 262H112ZM116 260H117V259H116ZM136 260H137V259H136ZM145 260H147V259H145ZM145 260H144V262H145ZM35 261H36V262H35ZM51 261H52V259H51ZM132 261H133V260H132ZM132 261H128V260H126V261H125V264H126V262L130 264V262H132ZM137 261H138V260H137ZM227 261H228V260H227ZM250 261H251V260H250ZM252 261H254V260L252 259ZM15 262H17V261H15ZM18 262H20V260H19ZM39 262L42 263L43 260L41 259ZM88 262H90V260H88ZM88 262H87V263H88ZM93 262H94V260H93ZM108 262H109V260H108ZM108 262H105V263L107 264ZM110 262H109V263H110ZM117 262H118V261H117ZM151 262H152V261H151ZM157 262H158V261H157ZM172 262H173V261H172ZM219 262H220V261H219ZM224 262H225V261H224ZM229 262H230V261H229ZM43 263H44V262H43ZM87 263H86V264H87ZM109 263H108V264H109ZM112 263H114V261H113ZM112 263H111V264H112ZM123 263H124V262H123ZM123 263H122V264H123ZM134 263H135V262H134ZM134 263H133V264H134ZM146 263H147V262H146ZM148 263H149V262H148ZM158 263H159V262H158ZM13 264H14V261H13ZM54 264H56V263H54ZM95 264H96V263H95ZM98 264H100V263H98ZM102 264H104V261L102 262ZM115 264H116V263H115ZM120 264H121V262H120ZM136 264H137V263H136ZM174 264H175V263H174ZM177 264H178V263H177ZM182 264H183V263H182ZM184 264H186V262H185ZM236 264H237V263H236Z\"/></svg>",
    "mask_w": 264,
    "mask_h": 264
}]
</instances>
